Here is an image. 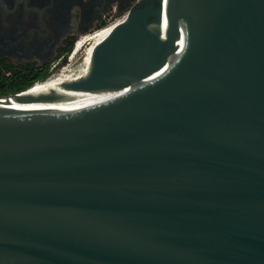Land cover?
<instances>
[{
    "label": "water",
    "instance_id": "water-1",
    "mask_svg": "<svg viewBox=\"0 0 264 264\" xmlns=\"http://www.w3.org/2000/svg\"><path fill=\"white\" fill-rule=\"evenodd\" d=\"M67 61L0 102V264H264V0H141Z\"/></svg>",
    "mask_w": 264,
    "mask_h": 264
},
{
    "label": "flooded vegetation",
    "instance_id": "flooded-vegetation-1",
    "mask_svg": "<svg viewBox=\"0 0 264 264\" xmlns=\"http://www.w3.org/2000/svg\"><path fill=\"white\" fill-rule=\"evenodd\" d=\"M140 1L0 0V97L56 74L82 37L125 18Z\"/></svg>",
    "mask_w": 264,
    "mask_h": 264
},
{
    "label": "bare ground",
    "instance_id": "bare-ground-1",
    "mask_svg": "<svg viewBox=\"0 0 264 264\" xmlns=\"http://www.w3.org/2000/svg\"><path fill=\"white\" fill-rule=\"evenodd\" d=\"M123 19H124V17L121 18V19H119L118 21L116 20V22H113V23L110 24V25H107V26H105V27H102V28H100V29H98V30L92 32L91 34H87V35H85L84 37H82V38H81V39L75 44V46H74V48H73V51H74L79 45H81L82 43H84V42L90 40L91 38H93V37L99 35L100 33L106 31V30L109 29V28L113 27L116 23L121 22ZM27 91H28V90H26L25 93H26ZM25 93H24V94H25ZM12 100H14L13 97H9L8 99L3 98V97H0V102H4V101H8V102H10V101H12ZM2 105H3V104H2ZM0 106H1V105H0Z\"/></svg>",
    "mask_w": 264,
    "mask_h": 264
}]
</instances>
